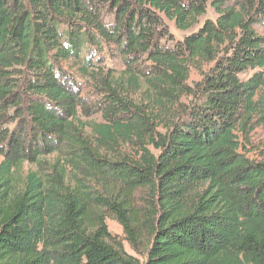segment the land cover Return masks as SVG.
<instances>
[{
  "label": "trees",
  "instance_id": "16d2710c",
  "mask_svg": "<svg viewBox=\"0 0 264 264\" xmlns=\"http://www.w3.org/2000/svg\"><path fill=\"white\" fill-rule=\"evenodd\" d=\"M207 1L214 21L160 45L164 18L186 30ZM261 23L264 0H0V264H264V164L234 139L238 124L264 121V73L240 77L264 68ZM107 45L119 75L91 67V47ZM145 59L146 74L134 69ZM192 61L211 63L202 102L155 131L154 108L182 92ZM76 74L102 93L101 121L82 119ZM127 76L157 96L152 109L123 96ZM132 141L138 159L116 152Z\"/></svg>",
  "mask_w": 264,
  "mask_h": 264
},
{
  "label": "rangeland",
  "instance_id": "374dc122",
  "mask_svg": "<svg viewBox=\"0 0 264 264\" xmlns=\"http://www.w3.org/2000/svg\"><path fill=\"white\" fill-rule=\"evenodd\" d=\"M226 5L228 6H241L245 0H224ZM184 2L188 3L189 0H184ZM217 18V13L210 5V1H207L205 12L201 16L197 18V22L190 28L186 30L178 29L172 20L163 19L167 36L159 39L160 45L164 47H174L175 44L182 41V39L189 35L192 32L197 31L202 24L207 20L214 21ZM107 21H110V18H106ZM257 33L260 35H264V25L261 23L260 25H256ZM91 55H89L92 68H102L104 72L110 71L119 75L125 69V63L120 57V54L116 50L114 46L107 45L103 46L100 50L96 51L94 47H91ZM88 51L85 50L83 55H88ZM69 66V64H67ZM72 66V64H70ZM211 66V63H202V62H191L189 65V75L188 79L184 82V88L180 94L173 96L170 100L172 103L167 102L166 100H162V105H157L154 108V123L157 125L155 131L163 132L167 125L170 124L172 120L178 117V115H186L193 107L200 104L203 100V96L200 93L201 83L203 81V77L208 72V68ZM151 63L149 60H141L136 63L134 69L137 71H143L145 74L150 71ZM75 68H71V71ZM134 70V71H135ZM137 71H135L137 73ZM256 71H262L264 73V68H255V69H247L246 71L240 74L241 79H247ZM76 81L79 83L80 93L83 97V101L88 108L86 111L87 115L83 116L82 119L88 121V123L95 121H101V114L98 110V104L100 100L103 98L102 93L97 91L94 87V84L91 80L87 78H80L79 75H74ZM127 78H124L121 81L122 87L124 89L127 88L128 92H123V96L131 98L140 106L148 107L152 109L153 100L157 97L155 94L151 95L149 90L147 91L146 82L144 80L138 81L137 87L130 86L126 87L128 81ZM139 85V86H138ZM263 96L264 101V89L260 93ZM177 99V100H176ZM264 103V102H262ZM101 106V105H100ZM94 107V108H93ZM263 112H259L255 114L246 125H237L235 128L234 134L238 141V149L237 152L240 156H243L248 161H252L254 163L264 164V121L261 119V115ZM85 115V114H84ZM148 149L156 154L157 150H155L154 145L151 144L148 146ZM138 147L134 144V141L126 144L125 146H120L116 148V152L125 153L129 155L133 159H138L136 152L138 151ZM50 157H48L49 159ZM1 161V156H0ZM26 168V167H25ZM135 200V202H134ZM133 200L134 207L133 209L142 210V207L145 205L144 201L140 196H138ZM106 224L109 232L112 236H114L117 240L121 241L123 249L127 252L128 255H131L140 260L144 259V249L139 241L136 243V248L130 244L127 239V235L123 231V227L113 218L108 216L106 218ZM139 237L142 239L146 234V227L141 225L140 227Z\"/></svg>",
  "mask_w": 264,
  "mask_h": 264
}]
</instances>
